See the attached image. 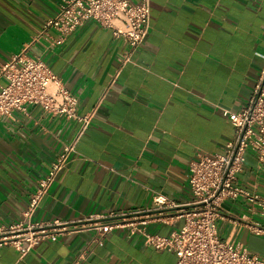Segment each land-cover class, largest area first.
Wrapping results in <instances>:
<instances>
[{
  "label": "crops",
  "instance_id": "0c3cea01",
  "mask_svg": "<svg viewBox=\"0 0 264 264\" xmlns=\"http://www.w3.org/2000/svg\"><path fill=\"white\" fill-rule=\"evenodd\" d=\"M61 0H0V63L24 52L41 56L79 99L95 108L86 133L57 172L30 219L75 221L110 212L146 216V229L169 235L184 224L193 195L188 166L202 153H221L234 136L220 109L244 107L264 64V0H151L149 33L130 52L111 27L87 20L65 41L35 39ZM54 35V30H49ZM0 83L5 79L0 77ZM0 116V223L23 217L39 179L45 177L78 122L30 106ZM264 167V165L262 166ZM237 184L264 195V169L248 152ZM175 204L156 208L154 196ZM248 201L226 199L218 235L264 256V235L250 233ZM95 231L39 241L27 253L0 246V264H176V255L145 242L128 228L101 243Z\"/></svg>",
  "mask_w": 264,
  "mask_h": 264
},
{
  "label": "built area",
  "instance_id": "2783aa9c",
  "mask_svg": "<svg viewBox=\"0 0 264 264\" xmlns=\"http://www.w3.org/2000/svg\"><path fill=\"white\" fill-rule=\"evenodd\" d=\"M87 20L111 27L116 36L125 38L130 47V52L121 60L125 63L130 61L131 52L143 44L149 33L151 0H61L56 13L44 21L35 39L44 38L49 47L60 45ZM51 29L55 31L54 35L49 33ZM0 77L5 79V83H0V116L15 111L28 114L33 105L49 114L78 122L73 138L64 144L47 175L38 180L23 217L9 224L0 223V246L11 245L23 255L39 241L56 240L65 233L95 231L93 241L101 243L112 230L128 228L130 233L141 232L147 245L173 252L177 257L176 264H264V256L249 250L241 242L232 244L222 240L217 229L222 202L243 197L249 203V214L257 216L247 224L248 230L255 235H264V195L237 184L238 173L243 170L248 152L264 169V64L247 104L238 111L220 109L235 128L224 151L202 153L190 160L188 187L193 199L183 212V226L169 235L147 231V215L127 217L110 212L108 221H102L103 216L96 213L75 221H31L33 211L57 172L66 166L75 152L76 143L88 130L99 103L81 114L78 97L41 56L29 57L24 52L13 56L0 63ZM154 202L156 208L175 206L161 193L154 196ZM86 255L84 251L79 260L85 259Z\"/></svg>",
  "mask_w": 264,
  "mask_h": 264
}]
</instances>
